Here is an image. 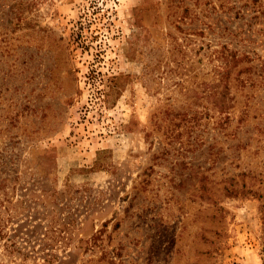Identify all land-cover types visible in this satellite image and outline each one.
I'll return each mask as SVG.
<instances>
[{
  "label": "rangeland",
  "instance_id": "1",
  "mask_svg": "<svg viewBox=\"0 0 264 264\" xmlns=\"http://www.w3.org/2000/svg\"><path fill=\"white\" fill-rule=\"evenodd\" d=\"M0 218V264H264V0H0Z\"/></svg>",
  "mask_w": 264,
  "mask_h": 264
},
{
  "label": "trees",
  "instance_id": "2",
  "mask_svg": "<svg viewBox=\"0 0 264 264\" xmlns=\"http://www.w3.org/2000/svg\"><path fill=\"white\" fill-rule=\"evenodd\" d=\"M218 57H221L222 59L220 64L218 65L219 77L220 79L222 77H225L226 79L227 77H229L230 71L234 66V64L237 63V61L240 60L242 56L239 57V55H237L235 52H226V53L222 52L220 55H218ZM3 229H4V222H2L0 218V232Z\"/></svg>",
  "mask_w": 264,
  "mask_h": 264
}]
</instances>
